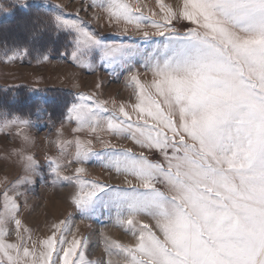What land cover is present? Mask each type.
Here are the masks:
<instances>
[{"label": "snow or ice", "instance_id": "1", "mask_svg": "<svg viewBox=\"0 0 264 264\" xmlns=\"http://www.w3.org/2000/svg\"><path fill=\"white\" fill-rule=\"evenodd\" d=\"M156 6L146 14L141 0H84L83 11L104 12L110 26H132L141 39L163 37L167 43L142 65L150 81L139 71L126 77L136 99L132 113L121 104L119 117L105 116L107 101L81 94L68 119L74 132L105 125L162 159L101 141L113 154L104 167L138 181H126L127 188L87 180L83 167L64 176L51 161L52 171L76 185L70 197L76 209H89L111 189L113 226L130 230L135 242L101 232L105 264H264V0H182L177 7L156 0ZM54 19L76 33L71 57L80 68L95 71L94 49L106 66L135 52L131 44L104 43L80 18ZM178 20L194 27L180 32ZM127 32L125 27L120 34ZM92 153L90 140H75L77 163ZM25 183L31 179L13 184L14 195L7 189L2 194L0 264H89L88 237L73 229L70 215L33 239L15 198Z\"/></svg>", "mask_w": 264, "mask_h": 264}, {"label": "rangeland", "instance_id": "2", "mask_svg": "<svg viewBox=\"0 0 264 264\" xmlns=\"http://www.w3.org/2000/svg\"><path fill=\"white\" fill-rule=\"evenodd\" d=\"M163 2L177 7L182 0ZM141 3L148 6L146 14L148 11H158L156 0H141ZM0 4L11 9L8 13L0 11V96L2 98L11 96L7 97V100H10L21 97L19 92L23 96L26 93L38 96L46 92L47 96L45 98L42 96V103L48 101L51 96L63 98L60 107L52 103L54 106L40 107L37 111L33 107L27 113L15 107L10 111L5 106L0 108V121L11 120L14 117L26 119L29 122V132L36 139L35 145L30 149L38 161L34 181L31 184H19L16 189L23 194L15 197L21 208L19 218L31 229L33 239H38L48 234L51 222L70 215L73 229L78 228L81 234L88 237L89 242L84 249L86 261L89 264L93 262L105 264L107 256L101 232L124 244L135 242L130 230L125 231L123 228L113 226L117 213L113 207L111 189L101 193L89 209H76L70 204V197L76 185L64 179L58 180L56 184L52 183L55 177L51 172L53 159L50 158L62 161L64 176H74L75 168L83 167L85 169L83 178L87 180H95L112 187L127 188L129 183L138 186L135 178L117 176L104 167L113 154L106 152L101 141L111 142L117 149H130L134 153L143 152L152 160H161L160 154L141 149L128 139L127 134L120 138L110 134L106 131L105 125L99 126L95 132L90 130L74 132L76 125L74 121L68 119V112L72 106L80 103L79 95L83 94L94 96L97 101H107L105 107L108 108V112L103 113L105 116L116 112L119 117L118 109L121 104L132 113L129 105H134L136 99L132 90L126 87V77L131 71H139L142 80L150 81L151 74H145L142 65L150 54L158 55L159 48L167 41L156 36L141 39L140 33L132 26L123 24L110 26L104 12L92 9L83 11L84 0H26L24 6L15 4L14 0H0ZM77 10L79 17L76 16ZM57 16L80 18L104 43L131 44L135 46V52L111 66H106L100 59L99 51L94 49L90 53V63L95 71L80 68L71 57L76 33L70 29L57 27L54 19ZM174 26L180 32H186L190 27H194L186 20H178ZM125 27H128V32L121 35ZM10 57L13 59H9ZM6 132V135L0 136V152H8L9 149L19 147L16 125L10 126ZM76 139L90 140L95 152L82 163L74 160ZM15 160V156L8 160H0V204L3 202V192L7 189L10 195H14L11 191L12 185L23 176L22 169ZM141 219L148 222L147 217ZM10 231L13 232L10 240H15L14 225L10 226Z\"/></svg>", "mask_w": 264, "mask_h": 264}, {"label": "clouds", "instance_id": "3", "mask_svg": "<svg viewBox=\"0 0 264 264\" xmlns=\"http://www.w3.org/2000/svg\"><path fill=\"white\" fill-rule=\"evenodd\" d=\"M25 2L26 0H14V3L18 4L19 6H24ZM0 11L8 13L11 11V9L5 7L3 4H0ZM12 125H16V135L19 140V147L9 149L8 152H0V160H8L12 156H15V163L21 167L23 172L22 178H30L31 183H33L35 166L38 164V161L35 159L34 152L30 149L35 145L36 139L29 132V122L26 119H21L19 117H14L11 120L0 121V136L6 135V130ZM50 159H53V161L56 162L55 166L57 167V171H62V161L56 160L55 158ZM51 172L55 177L52 183L61 179L57 176L56 172L52 171V169Z\"/></svg>", "mask_w": 264, "mask_h": 264}, {"label": "trees", "instance_id": "4", "mask_svg": "<svg viewBox=\"0 0 264 264\" xmlns=\"http://www.w3.org/2000/svg\"><path fill=\"white\" fill-rule=\"evenodd\" d=\"M45 93L42 95H38V96H34V95L32 96L31 94L26 93L23 96L22 93L19 92V94H21V97L20 96L14 97L13 99H10V100L9 99L7 100V97L11 98V96H7V97L3 96L4 98H2L0 96V108H3L5 106V108H7V110L10 111L12 107H15L19 111H21V112L25 111V113H27V111H29L30 108H33V107H35V111H37L40 107L41 108H48L49 105H51V106L56 105V106L60 107L63 104V98L56 97V96L50 97L49 100L51 102L49 100L48 101L46 100V101H44V103H42L41 99L43 97L45 98L47 96ZM61 93L65 94L67 92L61 91ZM17 99H19V100H17Z\"/></svg>", "mask_w": 264, "mask_h": 264}]
</instances>
